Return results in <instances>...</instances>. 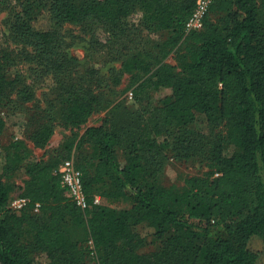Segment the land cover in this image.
I'll use <instances>...</instances> for the list:
<instances>
[{
	"label": "trees",
	"instance_id": "obj_1",
	"mask_svg": "<svg viewBox=\"0 0 264 264\" xmlns=\"http://www.w3.org/2000/svg\"><path fill=\"white\" fill-rule=\"evenodd\" d=\"M18 2L10 28L33 48L27 53L33 80L52 78L61 92L32 135L38 146L48 142L57 123L79 127L102 109L97 86L72 76L76 58L64 46V23L96 20L107 25L110 35H129L130 16L141 10L147 30L169 34L123 58V69L137 84L133 95L146 96L140 107L116 104L101 124L88 126L80 138L67 137L61 153L49 159L27 161L32 149L23 138L6 145L0 173V264H38L40 254L48 264H257L259 252L250 241L255 236L264 241V0H214L203 27L190 32L185 22L197 0ZM44 16L48 26H38ZM173 51L180 70L165 62ZM89 75L92 83H100L98 70ZM18 80L5 53L0 102ZM164 88L171 93L154 104L150 91ZM17 91L21 100L33 99L30 86ZM203 117L208 129L199 125ZM220 126L224 131H217ZM5 127L0 114V135ZM161 134L173 135L170 147L160 142ZM83 143L93 149L88 162L76 164L87 208L67 194L59 172ZM229 144L235 148L232 154L226 152ZM171 156L207 170L187 176L183 187L164 185L160 173ZM20 167L29 176L20 194L28 203L17 212L9 207L15 183L8 177ZM98 195L133 204L112 209L94 203ZM140 222L153 227L151 237L134 230Z\"/></svg>",
	"mask_w": 264,
	"mask_h": 264
},
{
	"label": "rangeland",
	"instance_id": "obj_2",
	"mask_svg": "<svg viewBox=\"0 0 264 264\" xmlns=\"http://www.w3.org/2000/svg\"><path fill=\"white\" fill-rule=\"evenodd\" d=\"M15 9H20L18 0H0V57L8 54L10 61L13 62L15 69L19 72V80L14 90L8 94L4 101L0 102V114L5 117L6 127L3 134L0 135V173L3 172L5 165V147L14 138H23L27 141L32 149L31 156L27 161L45 160L61 153L65 139L69 136L80 138L88 126L99 125L108 115H111L112 110L118 103H125L129 107H140L146 96L131 97V92L137 85L130 72L123 69V58L129 54H134L143 48L149 49L153 47V43L158 38L168 36V31H149L144 27L143 12L136 11L130 16L133 28L129 35L126 34H109L106 24L89 20L85 23L66 22L62 27V35L66 50L76 58V69L73 73L75 81H81L86 86L94 84L96 92L102 101V109L92 114L88 120L79 127H67L57 123V126L51 134L48 142L44 146H38L33 140L32 135L40 128L42 122H46L45 113L48 110V105L51 102L59 99L61 92L58 87L54 86L53 79H45L44 81L35 82L32 77L31 68L32 60L28 57V52L33 51L32 46L16 39L11 32V20ZM50 20L46 16L42 17L37 23L38 26L47 27ZM187 33V32H186ZM165 62L170 63L176 70L177 67L174 51L165 59ZM91 69L98 70L100 83H92L89 72ZM95 82V81H93ZM24 85H28L34 92L33 99L23 101L18 95V89ZM171 89L164 88L158 92L150 91V100L154 104L159 103V97L170 94ZM45 116V117H44ZM203 119V120H202ZM200 119L199 125L208 129L205 124L204 117ZM224 131V127L220 126L217 131ZM173 135L161 134L159 140L164 143V146L170 147ZM234 146L229 144L226 152L232 154ZM93 149L88 143H83L79 147L73 148V153L69 159L78 162H88ZM122 160H125L123 152L120 151ZM171 155V154H170ZM67 160V159H66ZM26 161V162H27ZM16 170L8 179L15 183L14 192L9 203L11 207L12 201L20 196L23 191L25 181L29 177L24 168ZM207 170V167L196 161H185L169 158V161L164 166L160 175L161 182L164 185L170 186L176 184L183 187L184 179L187 176L202 174ZM89 171H93V167H89ZM7 177V176H6ZM100 197L101 204H105L112 209H124L132 206V201L128 198L120 197L117 199H108L104 196ZM38 213V210H35ZM134 230L144 236L151 237L154 231L147 222H140L134 226ZM87 245L93 248V240L89 238ZM252 248L259 252L257 264H264V241L260 236H255L250 241ZM154 246L144 248L143 251H150ZM95 251L90 253L92 260L95 261ZM97 259V258H96ZM49 259L45 254L37 256L38 264H48Z\"/></svg>",
	"mask_w": 264,
	"mask_h": 264
},
{
	"label": "built area",
	"instance_id": "obj_3",
	"mask_svg": "<svg viewBox=\"0 0 264 264\" xmlns=\"http://www.w3.org/2000/svg\"><path fill=\"white\" fill-rule=\"evenodd\" d=\"M214 0H197V4L193 12L187 18L185 22V30L190 32L192 30H198L203 27L204 18L207 15L210 5ZM131 97L133 93L131 92ZM61 174L62 184L66 188L67 194L82 208H87L89 202L84 191V185L82 180V172L76 166L74 160L67 159L59 167ZM100 197L96 196L94 203H99ZM28 203L26 197L18 196L12 203L11 208L17 212H20L23 207ZM39 204L35 210H38Z\"/></svg>",
	"mask_w": 264,
	"mask_h": 264
}]
</instances>
